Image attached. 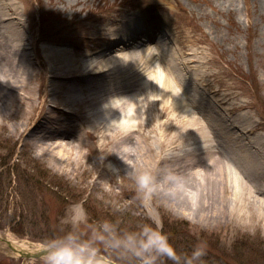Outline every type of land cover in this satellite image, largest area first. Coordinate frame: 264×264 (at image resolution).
<instances>
[{
    "label": "rangeland",
    "instance_id": "374dc122",
    "mask_svg": "<svg viewBox=\"0 0 264 264\" xmlns=\"http://www.w3.org/2000/svg\"><path fill=\"white\" fill-rule=\"evenodd\" d=\"M0 5L27 30L33 57L44 45L82 46L90 25L101 20L120 18L132 8L149 16L146 11L152 9L163 28H173L186 45L196 61L194 73L209 83L211 99L220 102L225 115L221 140L255 145L264 160V0H0ZM13 109L11 117L0 116V264H43L42 258L15 253L5 236L45 245L66 228L62 217L72 203L85 208L91 220L119 219L128 228L154 214L179 249L183 243L204 242L207 264H264V199L262 211L243 200L242 208H232L221 218L197 216L164 199L160 190L145 206L136 198L127 167L99 163L95 152L80 154L79 162L73 155L60 163L56 153L25 145L21 130H12V124L29 118L18 103L13 102ZM176 131L147 134L157 145L158 157L154 161L148 155L145 168L156 172L167 165L178 172L174 162L179 156L190 155V163L198 162L221 146L216 134ZM192 168L199 180L205 179L200 165ZM105 258L120 264L115 257Z\"/></svg>",
    "mask_w": 264,
    "mask_h": 264
},
{
    "label": "bare ground",
    "instance_id": "6f19581e",
    "mask_svg": "<svg viewBox=\"0 0 264 264\" xmlns=\"http://www.w3.org/2000/svg\"><path fill=\"white\" fill-rule=\"evenodd\" d=\"M5 8L0 5V116L11 117L13 102L24 109L28 121L13 122L12 130H21L25 145L56 153L60 163L73 155L79 162L80 154L95 152L99 163L134 170L145 168L148 155L157 160V145L148 141V133L216 134L218 153L207 151L193 163L190 155L179 156L174 162L195 199L191 191L169 192L165 181L161 196L203 218H221L242 208L243 200L262 211L264 160L255 145L221 140L225 115L220 102L211 99L209 83L194 73L196 61L186 45L173 28L158 26L152 9L144 10L149 16L132 8L120 18L101 20L90 25L82 46L44 45L33 57L30 35ZM195 165L203 168L204 180ZM5 237L18 250L41 246Z\"/></svg>",
    "mask_w": 264,
    "mask_h": 264
},
{
    "label": "clouds",
    "instance_id": "9594fccd",
    "mask_svg": "<svg viewBox=\"0 0 264 264\" xmlns=\"http://www.w3.org/2000/svg\"><path fill=\"white\" fill-rule=\"evenodd\" d=\"M130 175L136 198L145 206L153 201L164 181L176 195L187 190V178L167 165L156 172L134 169ZM62 223L66 228L61 234L45 242L43 264H108L105 256L117 258L120 264H164L169 260L172 264H204L207 255L204 242L191 250L179 249L154 214L138 227L128 228L119 219L91 220L85 208L72 203L65 209Z\"/></svg>",
    "mask_w": 264,
    "mask_h": 264
},
{
    "label": "trees",
    "instance_id": "16d2710c",
    "mask_svg": "<svg viewBox=\"0 0 264 264\" xmlns=\"http://www.w3.org/2000/svg\"><path fill=\"white\" fill-rule=\"evenodd\" d=\"M171 227H173V226H171ZM169 231H171V230H169ZM172 232V231H171ZM186 245V246H185ZM195 246V243H183V245L181 244V250H191L193 247ZM206 259H208L207 257H205L204 258V261L206 260ZM210 260H212V259H210ZM205 263L207 264L208 262H206L205 261ZM209 264H210V262H209Z\"/></svg>",
    "mask_w": 264,
    "mask_h": 264
},
{
    "label": "water",
    "instance_id": "95a60500",
    "mask_svg": "<svg viewBox=\"0 0 264 264\" xmlns=\"http://www.w3.org/2000/svg\"><path fill=\"white\" fill-rule=\"evenodd\" d=\"M1 239V237H0ZM14 249H16L15 247H13ZM24 255L26 256H30V257H40L41 256V252L42 249L37 250L36 252H29V251H21Z\"/></svg>",
    "mask_w": 264,
    "mask_h": 264
}]
</instances>
